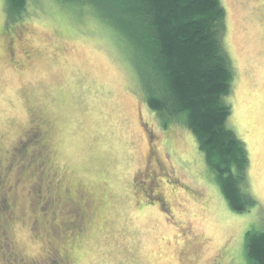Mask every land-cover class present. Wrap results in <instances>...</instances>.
<instances>
[{"label":"rangeland","instance_id":"1","mask_svg":"<svg viewBox=\"0 0 264 264\" xmlns=\"http://www.w3.org/2000/svg\"><path fill=\"white\" fill-rule=\"evenodd\" d=\"M220 1L226 124L256 200L242 213L192 133L148 107L131 49L90 6L28 0L17 17L0 0V264H248L244 233L264 223V0Z\"/></svg>","mask_w":264,"mask_h":264},{"label":"trees","instance_id":"2","mask_svg":"<svg viewBox=\"0 0 264 264\" xmlns=\"http://www.w3.org/2000/svg\"><path fill=\"white\" fill-rule=\"evenodd\" d=\"M56 1L90 6L121 38L134 55L148 107L164 126L176 123L192 133L233 212L253 207L256 200L249 190L247 148L226 124L233 70L223 45L226 12L221 1ZM27 3L5 0L8 14L17 17L26 13ZM32 138L39 141V137ZM244 251L248 264H264V223L245 231Z\"/></svg>","mask_w":264,"mask_h":264},{"label":"flooded vegetation","instance_id":"3","mask_svg":"<svg viewBox=\"0 0 264 264\" xmlns=\"http://www.w3.org/2000/svg\"><path fill=\"white\" fill-rule=\"evenodd\" d=\"M33 132L34 133H37V130H33ZM33 136H35V135H33ZM36 137V136H35ZM40 140V139H39ZM42 147H43V150L45 149V147H46V144L44 145V144H42ZM42 175V174H41ZM40 189V188H39ZM81 196H82V194H81ZM164 198H162V199H159V200H163ZM87 207H89V210L90 209H92L93 210V205L91 204V202L90 201H88L87 202ZM79 209V208H78ZM91 212V211H90ZM83 214V213H82ZM82 214L80 215V218H79V220L77 221V223L79 224V226H84V224H83V222H82ZM76 222V221H75ZM75 222H73V223H75ZM75 225V227H72V232L73 233H71L72 235H74V237H80V235L82 234V229H80V228H78L77 226V224H74ZM77 225V226H76ZM56 257H57V255H56ZM53 261V260H52ZM54 262H56V261H54ZM70 262H71V260L66 256V255H64L63 256V259H62V264H70ZM55 264V263H54Z\"/></svg>","mask_w":264,"mask_h":264}]
</instances>
